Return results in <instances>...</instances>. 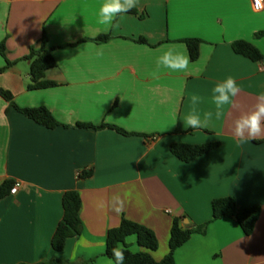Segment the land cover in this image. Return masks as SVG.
I'll list each match as a JSON object with an SVG mask.
<instances>
[{
    "label": "crops",
    "instance_id": "0c3cea01",
    "mask_svg": "<svg viewBox=\"0 0 264 264\" xmlns=\"http://www.w3.org/2000/svg\"><path fill=\"white\" fill-rule=\"evenodd\" d=\"M102 0H0V89L23 109L47 108L61 126L48 129L11 108L0 97V186H18L0 198V264H108V232L123 219L151 230L161 263L169 254L174 220L183 228L209 223L175 252V264H264V135L239 141L233 122L264 93V62L237 55L244 41L264 56V9L251 0H139L117 19L97 22ZM46 35L56 67L45 80L56 84L28 91L31 47ZM106 43H96L100 36ZM140 38L146 44L137 42ZM203 43L192 62L185 39ZM164 45L189 57L186 73L160 70ZM232 76L240 86L233 106L205 129L185 128L190 96L199 94L201 112L215 111L212 89ZM77 124L116 126L131 136ZM220 143L190 163L171 153L174 144ZM92 172L89 179H80ZM76 191L82 201L83 231L62 252L52 242L63 219V197ZM123 202L122 210L114 197ZM234 198L238 210L259 207L250 236L235 219L212 221V202ZM103 203L104 207L98 205ZM141 252L135 236L126 241Z\"/></svg>",
    "mask_w": 264,
    "mask_h": 264
},
{
    "label": "trees",
    "instance_id": "16d2710c",
    "mask_svg": "<svg viewBox=\"0 0 264 264\" xmlns=\"http://www.w3.org/2000/svg\"><path fill=\"white\" fill-rule=\"evenodd\" d=\"M264 33H259L256 37H263ZM110 40V36L104 35L95 39L96 43H106ZM137 42L146 44L147 41L140 38ZM187 46L189 57L192 62L199 59L200 46L203 43L200 39H185L181 41ZM47 38L43 35L40 40V48H30L29 55L24 59L30 62V79L31 83L28 86V91L44 90L55 87L56 84L47 82L45 74L48 70L56 67V61L53 57L52 50L46 47ZM234 52L237 55L243 56L252 62H264V56L251 44L244 41H237L232 45ZM5 46L0 45V54L5 58ZM7 65L0 70V74L6 71L12 64L6 61ZM0 97L9 103L11 108H14L19 113L33 120L35 123L42 125L48 129H54L61 124L57 122L52 113L44 107L41 108H20L14 102V96L3 89H0ZM79 129L104 130L109 129L116 131L125 136H131L126 131L111 125H102L95 127L89 124H77ZM220 143H207L203 145H188L174 144L171 146V153L181 162L190 163L195 159L202 157L213 150L217 149ZM93 175L92 172H84L80 175V179H89ZM15 183L7 181L0 186V198L10 194ZM82 201L79 193L76 191L67 192L63 197V219L60 222L53 238L52 247L56 252H62L66 242L71 238H79L83 231V223L81 219ZM261 210L259 207H251L242 211L238 210L237 202L234 198H222L212 202V221L215 222L221 219H235L243 233L246 236L252 235L255 226L259 220ZM209 223L194 226L192 228H183L180 220H174L171 230L169 254L161 262L157 263L152 253L158 250L159 244L154 233L148 228L123 219L121 225L108 232L106 241V256L112 259V249L120 245L124 250V264H175V252L185 245L192 235H205ZM135 236L137 244L142 249L141 252L133 253L126 241L129 237ZM41 264H71L66 261L51 260ZM84 264V263H83Z\"/></svg>",
    "mask_w": 264,
    "mask_h": 264
},
{
    "label": "clouds",
    "instance_id": "9594fccd",
    "mask_svg": "<svg viewBox=\"0 0 264 264\" xmlns=\"http://www.w3.org/2000/svg\"><path fill=\"white\" fill-rule=\"evenodd\" d=\"M138 5L139 0H102L98 7L97 22L106 28L118 27V17L137 8ZM161 69L170 73H186L189 69V57L178 51L175 45H164L161 54L156 58V70L152 73L153 77H157ZM240 91V86L232 76L216 83L212 89L211 97L215 111H207L202 114L197 106L203 102V98L199 94L193 93L189 98L192 105L191 111L183 119L184 127L205 129L213 119H222L225 115V107L234 105V98ZM232 132L239 141L255 140L264 135V93L258 95L251 110L242 113L234 120ZM113 199L120 204L115 211L120 212L123 202L118 196ZM98 207L103 208V203H100ZM124 259V250L120 245H117L112 249V259L108 261V264H124Z\"/></svg>",
    "mask_w": 264,
    "mask_h": 264
},
{
    "label": "built area",
    "instance_id": "2783aa9c",
    "mask_svg": "<svg viewBox=\"0 0 264 264\" xmlns=\"http://www.w3.org/2000/svg\"><path fill=\"white\" fill-rule=\"evenodd\" d=\"M252 8L255 12H262L264 9V0H251ZM18 186H14L10 192L11 195H15L17 193Z\"/></svg>",
    "mask_w": 264,
    "mask_h": 264
}]
</instances>
